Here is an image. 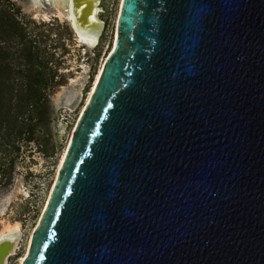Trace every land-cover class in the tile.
<instances>
[{
  "label": "water",
  "instance_id": "obj_1",
  "mask_svg": "<svg viewBox=\"0 0 264 264\" xmlns=\"http://www.w3.org/2000/svg\"><path fill=\"white\" fill-rule=\"evenodd\" d=\"M21 264H264V0L119 1Z\"/></svg>",
  "mask_w": 264,
  "mask_h": 264
},
{
  "label": "rangeland",
  "instance_id": "obj_2",
  "mask_svg": "<svg viewBox=\"0 0 264 264\" xmlns=\"http://www.w3.org/2000/svg\"><path fill=\"white\" fill-rule=\"evenodd\" d=\"M119 1H102L106 27L91 50L75 49V32L69 21L54 18L51 3L0 0V226L4 208L10 221L21 224L9 264H19L39 223L102 66ZM73 79H79L80 100ZM17 189L19 196L8 203Z\"/></svg>",
  "mask_w": 264,
  "mask_h": 264
},
{
  "label": "bare ground",
  "instance_id": "obj_3",
  "mask_svg": "<svg viewBox=\"0 0 264 264\" xmlns=\"http://www.w3.org/2000/svg\"><path fill=\"white\" fill-rule=\"evenodd\" d=\"M39 1L40 0H34L36 5L37 3H39ZM45 1L51 3L54 6L55 8L54 18L59 19L62 22L69 21L72 30L76 34L75 49L86 47L88 49L93 50L99 46L103 32L106 27V23L101 18V14L103 11L102 9L103 0H45ZM36 13L38 16H43L44 18L47 19L49 18L47 13H43L40 11H37ZM100 71L101 68L94 81L91 92L86 101V105L90 102L93 96ZM78 82L79 79L76 80L73 79L71 81L73 86L74 87L76 86V88H74L76 91L74 96L77 97L78 100H80L82 89H79L77 87ZM62 96H63V91H60L56 95L55 97L56 104L60 103ZM66 153H67V148L63 153L62 158L59 162V166L55 175V180H57L58 175L62 169L63 163L66 158ZM20 191H21L20 189H17L11 196H9L7 198L8 203L12 202V198L18 197ZM6 213H7L6 208H4L1 211V215L3 216V218L0 226V264H9L10 257L15 255L19 248V240L21 237V224L19 222L10 221L6 217ZM30 241H28L25 255L23 256V258H21L19 264L22 263L24 257L28 252Z\"/></svg>",
  "mask_w": 264,
  "mask_h": 264
}]
</instances>
